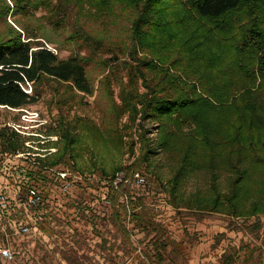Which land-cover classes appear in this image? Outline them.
<instances>
[{"label":"trees","instance_id":"obj_1","mask_svg":"<svg viewBox=\"0 0 264 264\" xmlns=\"http://www.w3.org/2000/svg\"><path fill=\"white\" fill-rule=\"evenodd\" d=\"M49 44L76 52L61 58ZM93 67L101 120L70 118L78 98L94 96ZM47 93L59 111L60 141L53 155L30 162L27 189L47 186L49 175L71 181L49 170L70 164L73 175L98 178L108 189V222L127 241L130 223L152 235L142 264L175 258L143 198L119 192L139 171L152 170L177 211L253 218L250 233L264 242V0H0V106L24 108ZM149 121L158 123L156 141L146 137ZM20 152L21 137L1 127L0 154ZM127 154L131 163L122 162ZM106 155L111 166L98 167ZM162 157L166 181L156 172ZM197 175L206 185L188 191ZM10 233L0 230V246ZM263 257L256 242L230 245L216 264H264Z\"/></svg>","mask_w":264,"mask_h":264},{"label":"rangeland","instance_id":"obj_2","mask_svg":"<svg viewBox=\"0 0 264 264\" xmlns=\"http://www.w3.org/2000/svg\"><path fill=\"white\" fill-rule=\"evenodd\" d=\"M48 46L61 58H67L70 53L76 52L72 51L71 45L64 46L60 51H57L55 44ZM89 70L94 83V96L84 98L83 102L78 98L80 107H75L69 117L72 118L74 114L87 115L99 122L101 114L93 101L101 98L98 89L100 78L94 67ZM26 89L29 90L28 87ZM53 99L52 94L47 93L36 104L24 108L0 106L1 127L6 126L16 132L25 146V152L9 155L0 166V191L7 193L11 206L6 212L0 213V230L11 232L6 242H9V247L15 253L13 264H142L143 250L152 248V235L146 238L143 232L133 230V223H130L127 224L130 240L127 241V236L123 237L116 225L107 220L112 209L105 183L90 177L87 172L73 175L76 169H72L71 164L59 168V171H65L69 177L72 175L68 188L65 187L66 182L63 185L51 175L49 177L52 182H48L47 186H38L37 191L43 203L41 211L26 210L19 204L18 197L25 195L28 187L25 170L31 165L30 161H39L38 158L57 152L60 141L57 133L59 111L52 102ZM157 128V122H147L146 137L149 140H157ZM128 158V154L125 155L122 162L133 161ZM83 159L88 164L89 157L83 156ZM110 161L111 157L106 155L105 165L101 164V159L97 165L108 169ZM79 162L84 164L82 160ZM156 172L164 181L171 175L170 167L163 157L157 164ZM137 173L142 175L146 183H137L134 176L119 192L132 199L143 198L146 206L153 211L155 220L163 226L168 241L167 251H172L174 264H216L230 245L254 242L260 245L264 253V242L253 238L249 230V225L255 222L253 218L230 219L222 214L177 211L169 204L164 187L155 179L152 170ZM121 179L122 175H119L117 183ZM206 179L204 175L193 177L187 184V190L195 191L204 187ZM122 195L119 194L117 200L124 203L126 197ZM35 212L46 214V219L42 216V219L36 220ZM28 223L32 225L31 231L21 233V227ZM73 249L76 250L74 260L68 262L64 259L65 253L73 252ZM243 259L244 252L239 261L243 263ZM262 262L264 263V257Z\"/></svg>","mask_w":264,"mask_h":264},{"label":"built area","instance_id":"obj_3","mask_svg":"<svg viewBox=\"0 0 264 264\" xmlns=\"http://www.w3.org/2000/svg\"><path fill=\"white\" fill-rule=\"evenodd\" d=\"M28 92H30V90H27ZM1 128V125H0ZM7 155H1L0 154V159H2V161H0V166H2V164L5 162V160L7 159ZM30 162H36L35 159L33 161ZM53 174H56L57 176H60L61 178H65L66 177V172L63 171H59L57 169H49ZM136 178L137 183H142L145 184L146 181L145 179L142 177L141 174L137 173L134 175ZM119 178V176L117 177V179ZM68 182V181H67ZM65 184V187L68 188L71 184L70 182H68ZM115 184H117V180L115 181ZM18 202L21 206H23L26 210H32V209H37L41 206L42 204V198L39 194V192L37 191L36 188L31 187L29 189L26 190V194L25 195H20L18 197ZM10 199L9 196L7 195V193H5L4 191H0V213H4L6 212L9 208H10ZM35 217L36 220H40L42 219V214L40 212H35ZM32 229V225L31 223L25 224L21 227L20 232L23 234H27L31 231ZM8 236V234H7ZM0 259L2 261H4L5 263H13L15 261V253L11 250V248L9 247V244H5L3 246H0Z\"/></svg>","mask_w":264,"mask_h":264}]
</instances>
